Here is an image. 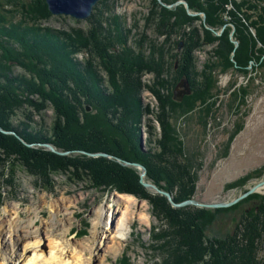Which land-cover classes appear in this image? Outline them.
<instances>
[{
    "label": "rangeland",
    "instance_id": "rangeland-1",
    "mask_svg": "<svg viewBox=\"0 0 264 264\" xmlns=\"http://www.w3.org/2000/svg\"><path fill=\"white\" fill-rule=\"evenodd\" d=\"M7 1L11 2L10 0H4L5 4H1L0 6V15L7 16L6 20H3L4 22H7L12 17L13 19L10 22L13 25H16V23L19 26L22 25L19 21L23 22V25L26 23L24 29L37 28L41 30L51 28L52 30L57 29L67 33H71L72 30L94 31L96 36H98V40L109 39L112 41L117 39V43L118 41L121 42L119 40L120 36L118 37V33L115 32L117 28L112 23L108 24L100 20L101 24L98 25L97 22L94 24L90 20L92 15L87 19H78L71 15L53 14L49 9L47 0H45L49 15H46V18L40 19V15L33 14L34 11L33 13L31 12L32 6H37L38 3L31 2L30 0H21L19 3L15 1L9 4ZM154 1L170 12H175L177 8L186 10L189 16L197 19L193 26L200 29L201 36H203L204 30H209L213 33L214 37L219 38L227 32L226 28L230 24L223 26L217 24L215 28L209 26L207 14L202 11H192L185 0H177L168 4L163 2V0H107L101 9L105 18L108 15L112 17H115V14L116 16L121 15L122 22L129 31L128 46L133 49L134 56L142 53L141 59H143L144 65H149L145 61L149 60L150 56H154L151 54V43H155L165 49L163 57L157 55L153 58L155 63H158L160 59L161 69L159 68V71L161 72L159 73L158 71L159 75L156 71L151 72L149 68H146L139 76V84L141 85L139 99L141 105L147 111L144 113L142 110L144 115L139 125L133 124L134 129L129 133L130 136L128 135L131 141L129 143H133V145L129 149L136 147L139 150L138 153L141 160V154L144 152H151L154 155L162 156V158L165 156L162 148L164 139L163 127L157 118L158 114L161 113L160 102L154 90H158L164 99L170 98L177 104H185L183 110H179L177 114L174 113L169 122L171 123V128L176 133L177 139L184 145L183 154L178 161L183 164V167L187 166V173L194 187L193 197L188 196L190 199L175 201V192L173 194L161 189L153 180L148 178V172H146L148 170L145 165L138 161H127L116 157L111 152L109 153L110 148H105V150H100L99 152H89L86 150L68 151L57 148L54 150L43 149L40 144L35 142L29 143L17 132L7 131L0 126V134L6 136L5 138L3 137V142L6 144L4 146L10 153L15 150V154L7 157L4 153L5 151L0 149V212L2 213V218L9 215V211H13L12 207H15L20 209L21 219H28L29 211L37 208L36 210L39 212L37 223L39 226H43V222L45 223L51 218L48 205L43 203L42 199L45 198L47 201L53 200L59 202L64 197L72 202L67 214L74 213L72 228H70L68 238H75L73 241H85L91 236L94 214L97 209L100 207L108 208L110 206L116 209L118 206L114 203V199L119 195H131L140 202L141 206H137L136 210L144 212L150 222L141 223L139 219H134L130 226L132 229L129 228L127 239L123 242L121 249L117 253L109 254L105 264H161L162 256L157 254V252L154 253L151 246L155 244L157 247H162L164 241H153V232H157L154 231V228H162V231H166L164 234L167 235L169 232L173 233V229L177 230L179 228L181 230L183 225L177 224L178 226L176 225L174 228V223L171 219L167 221L163 219V223V221L157 218L152 213L155 211L154 206L145 198L148 194L158 196L159 199H165L166 203L173 210L195 207L202 210L214 211L237 206L233 211L218 214L216 220L207 226L206 233L209 238L233 233L236 222L241 219V214H243L245 209H251L252 206L258 203V201H255V203L254 201H249L248 203L246 202L247 204H242L243 201L258 196L264 197V55L260 56L258 64L250 62L244 73H240V70V72L230 70L226 73L218 69L216 71L213 70L211 72L213 75L210 74L209 78L213 87H211L212 90L211 88L208 90L210 96L212 93L214 96L209 97L210 99L207 100L206 105H203L200 101L199 104H196L197 106H191L187 99L193 95L192 79L189 74L190 71L185 72L180 62L184 42L180 39V36L173 35L172 42L174 47L170 48V46H166V35H160L156 31L155 19L152 17V5ZM103 2L104 0L97 2L92 10V14L95 13L97 6ZM24 4L30 5L28 12L25 10ZM13 9L16 11L13 12ZM33 9L37 10L36 8ZM228 9L231 10V7H228ZM10 14L12 15L10 16ZM99 18L97 17V19ZM23 25L20 27L23 28ZM4 26L8 30L12 27L11 24H5ZM229 27L231 28L229 37L236 50L239 42L234 38L235 28H232L231 25ZM100 28H105L107 32L104 31L102 35L99 32ZM188 30L189 27H186V31ZM118 32L120 33V30ZM142 34L145 35V38L147 37L146 41H148L144 44V51H140L138 44H136ZM13 37H8L5 34L0 37V43L6 44L9 42L10 46H12L11 50H19V42H17L15 36ZM117 43H115L113 48L110 46L112 54L118 57L122 63L125 61L128 64L122 48ZM219 44L218 41L211 45L204 44L194 52L193 64L195 65L191 66L195 67L193 72H195L196 76H193V78L196 77V81L200 80L199 76L202 75L206 63L209 64L208 62L213 57L211 52L215 48H220ZM87 56V53L80 52L76 58L78 61L83 62L84 60L86 61ZM40 58L42 60L41 63H37L36 61L39 65L38 69H40V73L45 70H51L52 64L49 65L48 59L44 57V54H41ZM213 60L215 62V58ZM216 60L218 59L216 58ZM230 63H233L234 66L237 64L235 51L230 54ZM11 65L13 66L12 68H19L11 72V76L16 75V71L21 72L23 76H26L27 79L25 80L34 82L37 88L35 90L30 89L27 92L18 91L19 94H15L14 98L16 99L12 101H14L13 105L16 107L10 108L14 113L9 115L7 122L15 127H22L23 125V128H27L28 134L38 132L37 134L39 135L42 134L51 138L54 132L53 129L56 126V109L40 93L45 88L49 90L48 85L50 83L45 79V76L40 77L36 74L37 68V71H34V74H32L33 71L26 67H21L19 62H13ZM95 65L102 78L106 92L112 94V85L114 84L112 82H114L116 75H109L97 62H95ZM245 71H248V73H245ZM184 81L189 84L191 94L183 95L180 100H176L174 98L175 90ZM211 84L209 85L211 86ZM207 87L209 86L207 85ZM4 92L8 93L9 90L4 89ZM81 99L84 103L85 113L91 114L92 105L88 104L84 98ZM60 102L62 105L64 104L63 100ZM88 106L91 107V110L88 109ZM115 122L117 123V120ZM14 141L22 144V148L24 149L22 152H19L15 148L18 145L14 144ZM86 148H88L87 145ZM25 150H29L31 153L28 154L29 152L27 153ZM24 152H26V155H30V159L28 160L29 165L21 162ZM47 154L48 156L52 154L62 157L66 159L68 164L77 165L78 168L80 166L85 167L87 165L86 162L93 159L107 160L115 163L117 166L116 169H113L114 173L112 172V177L109 179L104 174L96 173L92 168V164H88L92 172L88 170L78 171L73 168L69 173L53 175L52 179H39L33 174L32 168L35 166L42 168L44 162L41 159ZM82 155L92 160L83 159L84 163L75 160L77 157L84 158ZM7 158H12L14 163L7 160ZM123 161L131 164L125 165ZM167 166L174 171H178V166L175 168L174 162ZM123 176L128 177L129 179H126L130 181H124ZM91 177H98L103 182L104 180H112L114 181V185L119 188L125 187L127 185L125 182L131 183L133 180L131 178L133 177L139 180L143 191L141 189L136 193H122L115 190V188L114 190H109L110 187H113L112 185L108 189L106 187L92 188L93 185L90 184L89 180ZM244 179L243 183H239ZM253 188L256 190L249 193ZM166 193L171 195L174 203L177 205L173 204ZM245 194L247 195L244 196ZM237 199H239L237 202L228 207L212 206L230 203ZM158 202V207H161L162 201ZM163 208L165 209V207ZM256 210L258 211V207ZM156 211L159 213V210ZM59 216L64 218L65 215L61 213ZM177 220L179 221L178 218ZM54 222L56 221L54 220Z\"/></svg>",
    "mask_w": 264,
    "mask_h": 264
},
{
    "label": "trees",
    "instance_id": "trees-1",
    "mask_svg": "<svg viewBox=\"0 0 264 264\" xmlns=\"http://www.w3.org/2000/svg\"><path fill=\"white\" fill-rule=\"evenodd\" d=\"M10 1L12 4L15 1L19 3L21 0ZM30 1L38 3L37 6H32L31 8V12L33 13L34 11L33 14L40 15V19L49 15L45 0ZM105 1L107 0L97 6L90 20L94 24L97 22L98 25L101 24L100 20L105 22L107 19L111 20L110 24L112 22L113 26L120 30V33L117 29L115 32L118 33V37L120 36L119 40L121 42L118 41L117 43V39L115 40L114 38L112 41L109 39L98 40V36H96L94 31L72 30L71 33H67L57 29L52 30L51 28L41 30L37 28L24 29L26 23L22 28L20 27L22 25L19 26L18 23L13 25L10 22L13 19L12 17L7 22H4L3 20H6L7 16L0 15V37L5 34L8 37L15 36L20 48H18L19 50H11L12 46H10L9 42L6 44L0 43V126L7 131L17 132L29 143H49L60 150L99 152L100 150H105V148H110L109 153L111 152V154L121 159L123 158V160L138 161L145 165L148 170V178L153 180L161 189L173 194L175 192V201L190 199L189 197L193 196L194 187L191 179H189L187 166L183 167V164L178 161L183 154L184 145L177 139L176 133L169 122L174 113L177 114L179 110H183L185 104H177L170 98L164 99L158 90H154L160 102L161 113L158 114L157 118L163 127L164 139L162 148L165 156L162 158V156L154 155L151 152H144L141 154V160L139 158V150L136 147L129 149L133 145V143H129L131 142L129 133L134 129L133 124L139 125L141 120H143L144 113L147 111L146 108H143L139 99L141 87L139 76L146 68H149L151 72L156 71L158 73L159 68L161 69L160 59L158 63H155L153 58L157 55L163 57L165 49L162 46L151 43V54L154 56H150L149 60L145 61L149 65H144L143 59H141L142 53L138 54L139 56H134L133 49L128 46L129 31L125 28L123 20L116 15L115 17L108 15L107 18L103 16L101 9L106 3ZM176 1L163 0L167 4ZM186 2L192 11H202L207 14L209 26L215 28L217 24L222 26L230 24L232 28H236L234 38L239 42V46L235 50V46L229 37L230 25L226 28L227 32L219 38L214 37L209 30H204L203 36H201L200 29L193 26L197 19L189 16L186 10L177 8L175 12H170L154 1L152 17L155 19L156 31L160 35H166V46L174 47L172 42L173 35L180 36V39L184 42L180 60L181 67L185 72L190 71L191 84L194 90L193 95L187 101L191 106H197L196 104H199L200 101L203 105H206L207 100L210 99L209 97L214 96L213 93L210 96L208 90L213 87L209 79L213 70L216 71L218 69L224 73L230 70H240V73H244L250 62L258 64L260 56L264 55V0H186ZM7 3L9 2L7 1ZM1 4H5L4 0H0V6ZM15 5L17 4L15 3ZM24 5L25 10L28 12L30 5ZM228 7H231V10ZM15 11L13 9V12ZM97 17L100 18L97 19ZM5 24H11V29L8 30L4 26ZM186 27H189L188 31H186ZM104 31L107 32L105 28H100L99 30L102 35ZM146 40L147 37L145 38V35L142 34L139 41L136 42L140 51H144V44L148 42ZM216 41L220 43V48H215L211 52L213 55L211 62L209 61V64L206 63L202 77L199 76L200 80L196 81L197 78H193V76H196L195 72H193L195 67L191 66L195 65L193 64L194 52L204 44L211 45L216 43ZM115 43L122 48L129 65L125 61L122 63L118 57L112 54L111 49ZM233 51H235L236 66L230 63V54ZM80 52L88 54L86 61L77 60V54ZM41 54H44V57L48 59L49 65L52 64V69L40 73L37 63L42 61L40 58ZM13 62H19L21 67H26L33 71L32 74L37 71V68L36 74L40 77L45 76V79L50 83L48 85L49 90L45 88L40 93L56 109V126L53 129L54 132L51 138L42 134L39 135L37 134L38 132L28 134L27 128H23V125L22 127H15L7 122L9 115L14 113L11 109L16 107L13 105L14 101H12L16 99L14 98L15 94L37 88L34 82L25 80L27 78L22 73L16 72V75H10L15 70L11 65ZM95 62L102 66L109 75H116L114 82H112V84L114 83L112 85V94L106 92ZM245 73H248V71H245ZM4 89L9 90V92H4ZM81 98H84L88 104L92 105L91 114L85 113L84 103ZM61 100L64 101L63 105L60 102ZM116 120L117 123L115 122ZM3 137L5 138L6 136H0V149L5 151L4 153L7 157H11L12 154H15V150L12 151L14 153L9 152L4 146L6 144L3 142ZM52 137L54 138L52 139ZM14 144L18 145L15 148L19 152L24 150L20 142L14 141ZM86 145L88 148H86ZM25 151L29 152L28 154L31 153L29 150ZM26 152L23 153V158L20 160L22 163L29 165L30 155H26ZM49 155H44L41 159L44 162L42 168L37 166L32 168L33 174L39 179H52L53 175L69 173L73 168L78 171L88 170L92 172L88 164H92V168L96 173L104 174L109 179L112 177L113 169H116L117 166L107 160H92L82 155L84 158L77 157L75 160L83 163L85 162L83 159L92 161H87L85 167L80 166L78 168L77 165L68 164L66 159L62 157ZM33 156L36 158L35 155ZM34 157L32 158L34 159ZM7 160L14 163L12 158H7ZM173 162L175 168L178 166V171H174L167 166ZM123 177L124 181H130L128 177ZM131 179H133L131 181L132 184L125 182L127 185L121 188L116 187L112 180H104L103 182L98 177H91L89 180L90 184L93 185L92 188L106 187L108 189L112 185L113 187H110L109 190H114L115 188V190L122 193H136L141 189L143 191L139 180L133 177ZM245 179L239 183H243ZM145 198L154 206V215L159 219L162 218L160 220L163 223V219L166 221L171 219L174 223V228L177 224L183 225L181 230L179 228L177 230L173 229L174 232H167V235L164 234L166 231H162V228H154V231L157 232H153V241H164L162 247H157L155 244L151 246L154 253L157 252V254L162 256L161 264H264L263 196L248 198L243 201L242 204H247L249 201H254V203L258 201V203L254 204L255 206H252L251 209H245L243 214H241V219L236 222L233 233L212 238H209L206 233L207 226L216 220L218 214L233 211L237 206L214 211L195 207L173 210L165 199H159L158 196H151L150 194L146 195ZM158 201H162L161 207H158ZM257 207L258 211L256 210ZM156 210H159V213Z\"/></svg>",
    "mask_w": 264,
    "mask_h": 264
},
{
    "label": "bare ground",
    "instance_id": "bare-ground-1",
    "mask_svg": "<svg viewBox=\"0 0 264 264\" xmlns=\"http://www.w3.org/2000/svg\"><path fill=\"white\" fill-rule=\"evenodd\" d=\"M118 17L122 20L121 15ZM110 21L107 19L106 22L110 24ZM40 145L55 149L47 143ZM42 202L48 205L51 218L43 222V226L37 223V208L29 211L28 219H21V211L15 207L5 218L0 212V264H105L109 254L121 249L134 219L141 223L150 222L144 212L136 210L141 206L140 202L131 195H119L114 199L116 209L110 206L95 211L90 238L73 241L75 238H68V234L74 213L67 214L72 202L64 197L59 202L45 198ZM61 213L64 218L59 216Z\"/></svg>",
    "mask_w": 264,
    "mask_h": 264
},
{
    "label": "water",
    "instance_id": "water-1",
    "mask_svg": "<svg viewBox=\"0 0 264 264\" xmlns=\"http://www.w3.org/2000/svg\"><path fill=\"white\" fill-rule=\"evenodd\" d=\"M99 0H47V4L49 6V9L51 10V12L53 14H66V15H71L75 18L78 19H87L92 15V10L94 8V6L97 4ZM189 84H187V82H182L178 85V87L175 90V99L176 100H180L183 95H190L191 91L189 89ZM184 88V89H182ZM182 89V90H181ZM89 110H91V107L88 106ZM54 150V149H52ZM123 163L125 165H129L131 163L127 162V161H123ZM148 185V184H145ZM256 189L253 188L249 193L255 191ZM168 195V197L171 199V201L173 202V204L177 205L176 203H174V201L172 200L171 195H169L168 193H166ZM248 194V193H247ZM247 194H245L244 196H246ZM242 196V197H244ZM239 199L230 202V203H223V204H215L212 205L214 207H228L231 204L237 202ZM181 205V204H179Z\"/></svg>",
    "mask_w": 264,
    "mask_h": 264
}]
</instances>
